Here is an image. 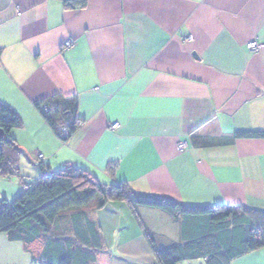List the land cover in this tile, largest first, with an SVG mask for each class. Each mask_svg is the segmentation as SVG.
Listing matches in <instances>:
<instances>
[{"label": "crops", "instance_id": "1", "mask_svg": "<svg viewBox=\"0 0 264 264\" xmlns=\"http://www.w3.org/2000/svg\"><path fill=\"white\" fill-rule=\"evenodd\" d=\"M254 41L264 43V0H87L75 9L0 0V101L22 117L13 136L23 151L18 174L0 177V199H17L43 163L185 206L264 211V138L236 136L264 131V48L250 50ZM56 96L77 99L80 126L67 142L36 105ZM90 223L103 249L87 263L97 245ZM50 230L29 244L0 232V264L63 254L72 264H161L157 249L187 241L180 218L126 201L70 209ZM230 264H264V248Z\"/></svg>", "mask_w": 264, "mask_h": 264}, {"label": "trees", "instance_id": "2", "mask_svg": "<svg viewBox=\"0 0 264 264\" xmlns=\"http://www.w3.org/2000/svg\"><path fill=\"white\" fill-rule=\"evenodd\" d=\"M64 4L68 8H84L87 0H64ZM48 101L51 104L45 105ZM36 105L62 141L67 142L79 128L75 97L67 100L56 96ZM21 126L20 114L12 106L0 101V129L5 132L0 142V177H10L19 172L23 151L13 131ZM64 129L67 130L66 135ZM236 136L264 138V131L238 133ZM40 169V177L26 185L17 199H0V232L7 233L13 240L28 244L37 239L46 241L48 235L52 237L54 233L50 226L64 212L84 207L93 201H98L100 207L110 201H126L134 208L158 209L181 219L182 233L187 241L157 249L156 255L161 264H184L196 260H205L207 264H230L235 258L264 248V211L238 210L224 204L185 206L134 192L125 182L119 185L101 184L82 168L66 166L51 170L40 163ZM114 169L115 165H111L110 170L113 172ZM90 227L96 235L91 238L96 239L97 245L90 252L87 263L96 261V250L103 249L95 225L90 223ZM80 240L84 247L85 240ZM89 247L92 248L91 245ZM32 264H72V261L63 254L57 263L34 258Z\"/></svg>", "mask_w": 264, "mask_h": 264}, {"label": "built area", "instance_id": "3", "mask_svg": "<svg viewBox=\"0 0 264 264\" xmlns=\"http://www.w3.org/2000/svg\"><path fill=\"white\" fill-rule=\"evenodd\" d=\"M188 40H190V38H187ZM74 45V41L73 40H68L67 42H65V45L64 47L65 48H70ZM248 48L254 52H260L263 48H264V43H259V42H250L248 44ZM119 127L118 124H113L110 128L112 130H116L117 128ZM64 133L65 135L67 134V130L64 129ZM188 147V144L186 142H181L178 144V150L181 152V151H184L185 149H187ZM38 160L39 161H43L44 160V155L42 153H40L38 155Z\"/></svg>", "mask_w": 264, "mask_h": 264}, {"label": "water", "instance_id": "4", "mask_svg": "<svg viewBox=\"0 0 264 264\" xmlns=\"http://www.w3.org/2000/svg\"><path fill=\"white\" fill-rule=\"evenodd\" d=\"M4 137H5V132L2 129H0V142L4 139Z\"/></svg>", "mask_w": 264, "mask_h": 264}, {"label": "rangeland", "instance_id": "5", "mask_svg": "<svg viewBox=\"0 0 264 264\" xmlns=\"http://www.w3.org/2000/svg\"><path fill=\"white\" fill-rule=\"evenodd\" d=\"M193 263L194 264H199V263H202V261L201 260H197V261H194Z\"/></svg>", "mask_w": 264, "mask_h": 264}]
</instances>
